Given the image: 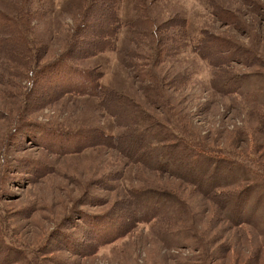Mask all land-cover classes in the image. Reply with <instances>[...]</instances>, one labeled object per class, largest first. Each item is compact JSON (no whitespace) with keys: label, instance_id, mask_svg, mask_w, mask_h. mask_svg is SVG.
Returning a JSON list of instances; mask_svg holds the SVG:
<instances>
[{"label":"rangeland","instance_id":"obj_1","mask_svg":"<svg viewBox=\"0 0 264 264\" xmlns=\"http://www.w3.org/2000/svg\"><path fill=\"white\" fill-rule=\"evenodd\" d=\"M2 20L34 56L0 53V264H264V189L234 166L264 164V0H0Z\"/></svg>","mask_w":264,"mask_h":264},{"label":"trees","instance_id":"obj_2","mask_svg":"<svg viewBox=\"0 0 264 264\" xmlns=\"http://www.w3.org/2000/svg\"><path fill=\"white\" fill-rule=\"evenodd\" d=\"M22 17H24V22L28 18L27 15H26V13H25V15H22ZM22 17L18 16L19 20ZM110 18H113V16L108 17L106 20L103 19L104 20L103 21V24H100V27H102L101 30L100 31H97L95 33V35H94L95 38H94V41H93L94 42L93 50H95L96 53L101 52L102 49L105 50L106 47L103 46L104 45V42L109 41L110 40V37L112 36V32L110 34H106V35L103 34L105 31L102 32V29L103 28H106V29L111 28L112 21L110 20ZM4 27H5V20L4 21L2 20V22H0V53H4L5 54L8 51V49L10 48V45L13 44V43L14 44H17L18 47H20L19 45L23 44L22 41H25L26 48L29 49L30 53H29L28 50L26 51V48H24V47H23V50L26 51L27 58H30V57L33 58L34 55H33V53H31V51H32V44H31V41H30V30H32V29L31 28H27V27H22V37L21 36H17V37H14V36H12V37H10V36L9 37H2L1 34L5 33V32H3V31H5V28ZM112 31H113V29H112ZM20 49L21 48H17L16 50L18 51ZM40 59H41V57H40ZM206 59L210 61V58H206ZM67 66L70 67L69 64H67ZM67 69L70 70V71H73L74 70V68L72 69L71 67L70 68H67ZM77 69H78V67H77ZM68 80H71L70 76H69V79ZM72 80H74V79H72ZM87 80H88V82L91 81L89 79H87ZM72 83H74V82H72V81L71 82H68V84H72ZM28 86H30V83L29 82H28ZM63 93H65V91L61 92L60 94H63ZM115 95H119V94H117L115 92V90H111V89L103 90V89L100 88V85L99 84L95 85V87H94V84L93 83H89V86H87L85 89H80L79 91H76L74 93V96L75 97L84 98V97L94 96V97L97 98V100H98V102L100 104H105V105L107 104L110 107L111 106H114L113 109L114 110H117L118 113H120V115L122 116V117H119L120 118L119 119V121H120L119 124L122 125V126H124V127H127L128 126V121H126L125 117H123V115L121 114V111L122 110L120 109V107H118V103H120L119 100L121 98L120 97L119 98H113ZM141 115H142V113H141ZM142 116H144V115H142ZM138 119H140V117ZM130 122L131 121H129V123ZM147 128H150L149 125H148V127H145L142 130L143 131L148 130ZM100 131H101V133L98 132V134H97V137H98L99 140L102 137H105V138H108L109 139V142L114 143V144L115 143H119L122 140L125 141V143H127L126 141H128L132 137V135H133V134H129L130 129H126V128L125 129H122L121 131H119L117 133H114V134H111L109 131L103 130V129H101ZM179 138L183 142V146H182L183 150L186 151L187 153H189V155L191 157L196 158L198 160H203V159H205L208 156V155H206V151L204 150V148L198 142H196L195 140L193 141L191 139H185L182 136L179 137ZM158 140L151 141L152 148H160V149H162V147H159L160 145L158 143ZM141 144L142 143H138L136 146L132 147L133 152H136L137 150H139L140 149V146H142ZM167 149H168L167 152L173 153V151L171 150L170 147H167ZM0 152L3 155L4 149L0 150ZM126 152H127V150H126ZM133 152H131V153L128 152V154L134 157V155H136L137 153L133 154ZM139 152H140V150H139ZM145 155H147V154H145ZM249 156H252V155H249ZM215 157H218V156H215ZM225 157H226V155H225ZM220 158H223V155ZM226 158L225 159L228 161L229 160V157H226ZM213 161H214V164H215L216 159L213 160ZM0 162H1V164L4 163L3 160H1ZM233 162H235V161L233 160ZM192 163H194V162H192ZM237 163H240V162H237ZM237 163H234V166H236L239 169H242V171H246L248 173V168H249L252 172L255 173L254 175L257 177L258 182L260 181L258 187L260 186V189L263 190L264 189V164L253 165V164L250 163V165L249 164L243 165L242 163H240V164H237ZM197 184L200 185V183H198V181H197ZM214 188L215 187H213L211 190L213 191ZM211 190H209V191H211ZM237 202H238V199L233 203L234 204L233 205V209H231V210H233L232 213L235 210L236 211L238 210V204H237ZM1 214L2 213H1V210H0V215ZM231 217H232V215H231ZM6 228L7 227L4 226V223L2 221V218L0 217V234L2 232L1 230H3V229L6 230ZM2 239H3L4 242H6L5 237H2Z\"/></svg>","mask_w":264,"mask_h":264}]
</instances>
